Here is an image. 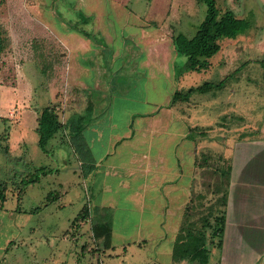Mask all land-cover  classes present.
I'll return each mask as SVG.
<instances>
[{"label":"rangeland","instance_id":"rangeland-1","mask_svg":"<svg viewBox=\"0 0 264 264\" xmlns=\"http://www.w3.org/2000/svg\"><path fill=\"white\" fill-rule=\"evenodd\" d=\"M221 7L249 19L251 29L225 40L208 71L184 73L173 36L196 33L206 12L196 0H0V26L9 37L0 57V183H9L0 211V264H174L172 233L162 240L161 231L143 227L150 210L132 202L142 181L124 188L120 185L127 182L130 169L115 176L101 168L99 184L92 188L68 135L59 134L47 153L42 151L36 118L43 106L64 105L72 77H82L87 88L97 91V118L75 136L79 154L92 146L98 158L108 151L114 134L131 136L134 131L132 146L124 149L118 167L131 153L156 159L166 155L169 170L175 171L180 154L176 144L183 143L179 167L187 179L185 191L192 177L198 179L187 210L200 225L208 209L220 208L213 189L219 179L216 170L229 165L225 151L264 133V0H223ZM72 66L83 72L74 74ZM225 78V88L216 95L196 94L190 102L168 108L177 90ZM21 97L25 103H18ZM73 103L57 111L62 123L89 105L82 99ZM195 127L209 138L195 134V142L187 140ZM142 129L154 135L144 136ZM26 177L41 178L19 199L16 186ZM99 198L114 204L110 251L93 238L94 218L73 226L83 207L99 205Z\"/></svg>","mask_w":264,"mask_h":264},{"label":"crops","instance_id":"crops-1","mask_svg":"<svg viewBox=\"0 0 264 264\" xmlns=\"http://www.w3.org/2000/svg\"><path fill=\"white\" fill-rule=\"evenodd\" d=\"M72 67L74 74L76 72H83L81 68H77L76 66ZM72 78L73 81L71 84L73 88L67 91V95L68 97L70 95L71 99L69 100V98L65 96L66 100L64 105L63 103H61L60 106H57L56 103L51 104L56 109V113L60 108L65 107L67 103L74 104L73 102L80 99L84 100L86 103H89V101L96 103L97 101L95 98V93L97 91L87 88L82 77L80 80L75 76ZM105 95L106 94L102 95L103 98L100 99V102L104 103ZM19 102L25 103L26 100L21 97V99L18 98V103ZM44 107L45 106L42 108ZM27 108L34 109L31 105ZM42 108L37 113L36 132L38 129L37 120ZM78 113L81 114V112ZM95 113L96 107L94 109V115H96ZM74 114H72L67 121ZM19 116L21 117V114H19ZM96 118L97 117L92 119V121ZM20 121L21 119L19 118V124ZM66 122H64V124ZM142 132H144V136L154 135L151 129L146 131L148 133L145 132V129H142ZM62 133L68 135L66 130L61 131L59 134ZM59 134H57L55 138ZM134 136V131L131 136L125 133L121 135L117 133L114 134L113 137H115V139L108 151L101 154L98 158L93 155L92 146H89V151L91 153L90 158L94 165V171L88 177H85L83 171L85 162L78 157L82 169V176L91 180L93 188L99 184V170L101 168L107 169L109 175H111L113 171V175L115 176H117L116 172L118 170L124 171L126 168L130 169L131 172L126 177L127 182H124L120 186L128 188L131 184L142 181L143 184L136 190V196L133 197L132 202H135V207H142L148 209V211L150 210V218L145 221L143 227H149L148 229H152L153 231H161L164 234L162 240H169V233H172L171 237L173 241L170 248V257L172 258L173 245L183 224L184 211L191 201L194 184L198 187V179L197 177H192L189 182L190 186H187V191H185L187 179L183 176L179 167L183 160V143L179 145L176 144V149L180 150V154L177 158L178 167L175 171L173 169L169 170V158L166 157V155L156 159L147 154L138 157L137 153H131L130 159L123 162V168L120 166L118 167L119 164L117 162L124 158L122 155L124 149L131 148L132 145H130V143L133 142ZM181 141H183V138H181ZM21 143H23V146L20 145V150L22 151L25 150L24 147H27L26 139L22 138L20 144ZM71 147L73 148L72 145ZM24 153L25 151H22V154ZM74 153L76 155L75 150ZM224 156L229 160L232 169L228 183V199L225 209V230L222 246L212 249L208 264H264V133L254 140L237 143L234 145V151L233 149L230 150V152L225 151ZM128 162L131 163V166L127 164ZM153 175H155V179L151 178ZM62 186L63 184H60V187ZM154 190L159 193L155 194L153 192ZM56 195L55 198H60L64 194L61 193V195ZM98 201L100 203L99 205L93 204L92 202L90 206L95 210H99L98 213L100 215L112 221L113 215L111 214L114 209V204H109L107 200H102L100 198ZM110 201L113 203L114 198H111Z\"/></svg>","mask_w":264,"mask_h":264},{"label":"trees","instance_id":"trees-1","mask_svg":"<svg viewBox=\"0 0 264 264\" xmlns=\"http://www.w3.org/2000/svg\"><path fill=\"white\" fill-rule=\"evenodd\" d=\"M150 1V0H149ZM199 4L206 6V12L203 21L199 24L194 36L189 37L184 33H178L173 36V46L176 55L184 59L182 71L184 73H202L208 71L212 66V60L223 50L225 40H235L239 36L246 34L252 27V22L247 18H241L230 8H222L223 0H196ZM84 24L88 23L87 18L81 19ZM77 29V28H76ZM80 30V29H79ZM86 36L91 34L84 29L80 30ZM9 45V37L6 31L0 26V57L6 51ZM260 64L264 69V57L260 59ZM229 78L219 82L206 81L197 87H191L188 90H177L170 101L169 109L179 103H188L196 95H216L217 91L225 88ZM94 105L89 101V105L84 113L74 114L65 124L60 121L56 109L52 105L42 108L38 118L39 147L44 153H47L49 142L55 138L61 131L66 130L76 154L85 162L84 176L88 177L94 171V165L91 162L90 151L85 146V150L79 154L78 147L75 144V136L82 135L84 130L90 126L94 115ZM85 114V115H84ZM197 134L200 138H209L206 131L199 127L191 128L187 139L195 142ZM241 136H247L245 134ZM81 150V149H80ZM83 152V154H82ZM227 160V159H226ZM207 163V158H204ZM229 164V160H227ZM230 164L226 169H217L216 175L219 176L215 182L213 194L218 196L217 204L219 209H208L206 216L200 218V225L192 222L191 211L186 208L184 222L177 234L172 250V261L175 264L186 262L187 264H208L213 248H220L223 243V235L226 223V206L228 199V183L231 176ZM42 176L46 175L45 170L38 169ZM39 176V175H36ZM41 177L24 178L16 186L18 198L21 199L24 189L40 181ZM9 190L8 182L0 183V211L4 209L7 202V192ZM192 201V199H191ZM190 201V203H191ZM189 203V204H190ZM99 210L83 207L78 217L73 221V226L81 220V225L88 218H94L92 224L93 238L95 241H102L105 250L113 248V228L111 220L100 215Z\"/></svg>","mask_w":264,"mask_h":264}]
</instances>
